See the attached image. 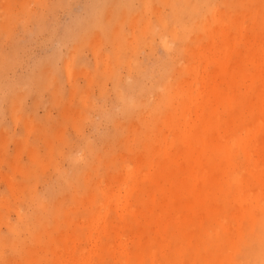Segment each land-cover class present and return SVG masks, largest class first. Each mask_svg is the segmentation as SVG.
Returning <instances> with one entry per match:
<instances>
[{
	"label": "rangeland",
	"instance_id": "374dc122",
	"mask_svg": "<svg viewBox=\"0 0 264 264\" xmlns=\"http://www.w3.org/2000/svg\"><path fill=\"white\" fill-rule=\"evenodd\" d=\"M193 2L0 0V264H264V0Z\"/></svg>",
	"mask_w": 264,
	"mask_h": 264
},
{
	"label": "bare ground",
	"instance_id": "6f19581e",
	"mask_svg": "<svg viewBox=\"0 0 264 264\" xmlns=\"http://www.w3.org/2000/svg\"><path fill=\"white\" fill-rule=\"evenodd\" d=\"M192 4L194 3L193 0H191ZM124 5L121 4V3H118L117 1H114L110 4L109 6V9L108 11H111V16H114V13H112L113 11H117L118 8H121V9H124ZM258 28H260L259 25L255 24L251 31L253 33H256V34H259V30ZM255 47L256 48H260V50L258 51V56L255 60V64H256V68L258 70V78H263L264 79V71H262L263 67H264V46H261L260 43H254ZM263 66V67H262ZM261 71V72H260ZM262 94L264 96V88L262 90ZM261 106H260V109L262 112H264V102L262 101L261 102ZM187 129H185V133H187ZM189 134V136H192V132L190 131V133H187V135ZM254 142V139L253 137H244V138H239L237 140H231L230 142L229 141H225L224 142V152L226 154V156L230 159L231 156H232V147L233 146H236L237 148H242V149H245V150H248L250 148V145ZM120 206V205H119ZM119 217H118V223L119 224H123L125 222V219H124V214H122L121 212H119ZM143 215V214H142ZM135 220L137 221V223L139 222L140 224H148L150 220H148V217H144V216H139V215H136L135 216ZM105 223V221H104ZM40 230L41 232L38 234V238H40V236H42L43 234V230H45V228H47L46 226V223H44L43 221L40 222ZM103 229H107L106 225L104 224L102 226ZM47 230V229H46ZM15 231V227H12V233ZM47 232L50 233L49 230H47ZM2 242H7V243H11L12 242V237H6V236H1L0 235V243ZM257 243L253 245L252 247V251H253V258H252V262L251 264H254V258H255V255L257 253ZM264 245V244H263ZM103 253H104V249L101 247V246H98L96 243H95V247H94V250L92 251V255L91 256H87V257H81L78 261L77 258H75L73 255H74V252L72 250H70L68 253H67V257L65 259H63V262H66L65 264H89L90 260H95V261H99L97 264H102L100 261H101V258L103 256ZM115 253V261H112L110 260V264H127L131 261L135 262V258H136V251H135V254H129L126 252L125 248L121 247L119 249H117L116 251H114ZM0 259L3 260V257H1L0 255ZM76 259V260H75ZM6 260V259H5ZM4 260V261H5ZM74 261V263H73ZM126 262V263H125ZM137 264H141V260L137 259L136 260ZM133 264V263H132Z\"/></svg>",
	"mask_w": 264,
	"mask_h": 264
}]
</instances>
